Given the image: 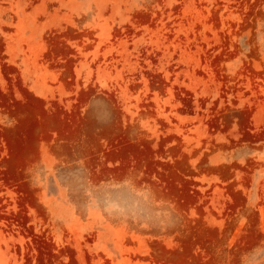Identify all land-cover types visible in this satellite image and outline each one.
I'll use <instances>...</instances> for the list:
<instances>
[{
	"label": "rangeland",
	"instance_id": "1",
	"mask_svg": "<svg viewBox=\"0 0 264 264\" xmlns=\"http://www.w3.org/2000/svg\"><path fill=\"white\" fill-rule=\"evenodd\" d=\"M0 264H264V0H0Z\"/></svg>",
	"mask_w": 264,
	"mask_h": 264
}]
</instances>
